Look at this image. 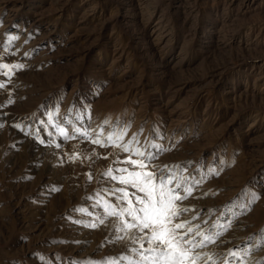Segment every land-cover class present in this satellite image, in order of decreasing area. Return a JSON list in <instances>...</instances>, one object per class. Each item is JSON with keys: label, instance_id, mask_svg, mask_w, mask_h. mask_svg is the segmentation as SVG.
<instances>
[{"label": "rangeland", "instance_id": "obj_1", "mask_svg": "<svg viewBox=\"0 0 264 264\" xmlns=\"http://www.w3.org/2000/svg\"><path fill=\"white\" fill-rule=\"evenodd\" d=\"M0 63V264H134L124 129L192 189L199 264H264V0H0Z\"/></svg>", "mask_w": 264, "mask_h": 264}, {"label": "snow or ice", "instance_id": "obj_2", "mask_svg": "<svg viewBox=\"0 0 264 264\" xmlns=\"http://www.w3.org/2000/svg\"><path fill=\"white\" fill-rule=\"evenodd\" d=\"M17 38L10 37L9 40ZM23 67V64L0 63V74L10 77L13 70ZM5 87L6 85L0 82V88ZM11 102L10 100L9 103ZM126 134L127 130L124 129L118 134H109L107 137L109 143L121 147L124 153L129 154L122 163L132 166V170L117 169L122 173L120 176L113 175L111 168L105 173L106 176L125 186L115 189L112 194L121 193L117 200L126 204V207L105 204L107 215L119 220L117 232L124 233L123 236H117V239L127 238L132 244L139 245L131 249L139 257L134 264H199L202 256L196 249L204 247L207 242L214 243L215 240L198 230L196 235L200 236L201 240L196 242L190 239L189 234L194 232V228L189 221L179 219L188 209L181 208L177 202L187 199V196L192 194V189L185 188L187 195H180L176 191L181 186L179 182L176 183V188L168 187L173 183L172 177H158L156 172L149 170L144 159H133V156L144 157L145 152L133 146L134 142H138L135 134L132 140L120 144ZM92 143L104 146L100 139H94ZM88 178L91 180L90 174ZM129 188L135 191L129 192ZM100 224H104L103 219L100 220ZM87 226L96 228L98 225L93 223ZM196 228L198 229L199 226L197 225ZM229 255L235 257L237 253L230 251ZM130 264L133 262L130 261Z\"/></svg>", "mask_w": 264, "mask_h": 264}]
</instances>
